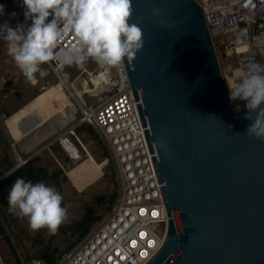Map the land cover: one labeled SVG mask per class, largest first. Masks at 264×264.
I'll return each mask as SVG.
<instances>
[{"label": "water", "instance_id": "obj_1", "mask_svg": "<svg viewBox=\"0 0 264 264\" xmlns=\"http://www.w3.org/2000/svg\"><path fill=\"white\" fill-rule=\"evenodd\" d=\"M132 7L144 46L124 69L167 213L144 264H264V142L244 134L246 108L231 107L201 5Z\"/></svg>", "mask_w": 264, "mask_h": 264}, {"label": "built area", "instance_id": "obj_2", "mask_svg": "<svg viewBox=\"0 0 264 264\" xmlns=\"http://www.w3.org/2000/svg\"><path fill=\"white\" fill-rule=\"evenodd\" d=\"M197 1L214 46H219L226 59L232 61L234 78L237 79V69L242 79L249 64H264V0ZM0 4L5 5L0 24L8 21L14 28L31 23L24 20L21 0H0ZM72 39L69 36L61 46L67 47ZM8 50L12 53L9 46ZM93 63L96 71L83 69L87 78L75 92L76 111L78 122L89 124L109 152L115 169V197L111 206L54 264H144L160 244L148 256L146 250L164 238L166 209L125 69L121 72ZM43 65L57 72L65 67L57 61ZM88 81L94 85L92 88L87 86ZM83 94L89 96L88 101L82 98ZM74 128L70 133L74 134ZM20 262L48 264L40 258L30 262L20 258Z\"/></svg>", "mask_w": 264, "mask_h": 264}, {"label": "clouds", "instance_id": "obj_3", "mask_svg": "<svg viewBox=\"0 0 264 264\" xmlns=\"http://www.w3.org/2000/svg\"><path fill=\"white\" fill-rule=\"evenodd\" d=\"M20 6L24 20L31 23L13 28L4 21L0 24V37L10 47L17 67L33 84L37 73L45 74L41 65L51 61L64 67L81 66L91 59L100 66L123 72L125 58L132 62L144 46L142 29L129 22L132 0H21ZM151 11L155 17L161 16L159 8ZM3 15L5 5L0 4V16ZM175 24L160 21L161 27ZM69 36L72 42L62 47ZM245 73L241 79L237 69L238 80L229 87V100L245 102L244 119L251 123L244 134L264 142V64L251 63ZM63 199L55 187L43 181L17 178L8 192V210L26 218L31 230L47 229L54 235L68 220Z\"/></svg>", "mask_w": 264, "mask_h": 264}, {"label": "rangeland", "instance_id": "obj_4", "mask_svg": "<svg viewBox=\"0 0 264 264\" xmlns=\"http://www.w3.org/2000/svg\"><path fill=\"white\" fill-rule=\"evenodd\" d=\"M215 49L227 85V82L233 78L232 61L226 59L219 46L216 45ZM41 69L45 74L37 73L36 83H31L17 67L13 54L8 50L7 42L0 38V179L34 156L39 157L35 162L36 165L46 166L50 170L60 168L63 176H60L57 182L50 180L44 183L55 187L62 194L63 203L68 207V219L77 220L87 206L97 205L98 195L107 198L115 192V169L103 141L87 130L80 129L84 124L78 122V111H76V119L71 120L28 152H22L17 147L10 126L16 119L21 118L52 95L59 84L63 93L76 107L75 88L79 90L87 78L83 69L96 71L97 67L93 60L89 59L81 66H65L60 72L51 69L48 65H41ZM65 74L67 79L64 78ZM233 79L237 83L238 78ZM87 86L92 88L94 85L88 81ZM227 94L229 98L228 89ZM82 98L85 101L89 100V96L85 94ZM230 104L234 110L245 107L243 101H230ZM58 108L49 111L41 108V110L47 116H51ZM72 126H75L74 134L70 133ZM64 136L69 137L79 149L81 158L77 161H72L62 147L59 139ZM64 176L66 178H63ZM12 184L0 188V264H21L20 258L38 257L42 248L48 243L57 247V254H61L75 236L70 232H61L60 229L54 235L47 229L33 231L29 228L26 218L21 219L10 213L7 197ZM105 204L96 206L95 214H101Z\"/></svg>", "mask_w": 264, "mask_h": 264}, {"label": "bare ground", "instance_id": "obj_5", "mask_svg": "<svg viewBox=\"0 0 264 264\" xmlns=\"http://www.w3.org/2000/svg\"><path fill=\"white\" fill-rule=\"evenodd\" d=\"M233 78L227 82L226 87L228 92L229 87H233L236 84ZM96 79H98V77ZM93 80H95V78H93ZM75 89V91H78L77 88ZM56 107L59 108L51 116H47L45 112L41 110V108H43L49 111ZM75 115L76 107H74L73 102L63 93L61 85L59 84L56 86V90L52 95L38 103L21 118L16 119L10 126V130L12 135H14V139L16 141L23 139V141L26 142V149L30 151L54 132L68 124L75 118ZM61 145L72 161H77L81 158L79 149L69 137H62ZM159 244L160 243H157L154 248L146 250L147 256L153 249L155 250Z\"/></svg>", "mask_w": 264, "mask_h": 264}, {"label": "trees", "instance_id": "obj_6", "mask_svg": "<svg viewBox=\"0 0 264 264\" xmlns=\"http://www.w3.org/2000/svg\"><path fill=\"white\" fill-rule=\"evenodd\" d=\"M4 112L5 111H3V113ZM80 129L87 130L90 134H94V136L98 138V135L96 134L95 130L89 124H84L80 126ZM38 158L39 157L34 156L26 160L23 164L19 165L18 167L13 169L10 173H8L3 178H1L0 188L10 186L12 184V181L16 180L17 178H24L26 181L31 180L35 183L39 181L46 182L50 180L57 182L58 178L60 176H63V172L60 168L50 170L46 166L36 165L35 162ZM9 166H11V164ZM63 178L66 177L64 176ZM114 197H115V192H113V194L109 195L107 198L103 195H98L96 197V201H97L96 206H100L102 203H106L104 206V210H106L111 206ZM96 206L93 205L87 206L80 219L77 220L68 219L64 224H62L59 227L61 232H70V234L75 236L73 241L69 243L66 250L72 247V245L87 232V230L92 225V223L100 217V214H95L97 209ZM57 251H58L57 247L52 246L51 243H48L47 245H45V247L42 248L38 257L29 259L25 256L24 260L30 262L35 258H40L46 261L48 264H54L58 259V257L60 256V254H57Z\"/></svg>", "mask_w": 264, "mask_h": 264}, {"label": "snow or ice", "instance_id": "obj_7", "mask_svg": "<svg viewBox=\"0 0 264 264\" xmlns=\"http://www.w3.org/2000/svg\"><path fill=\"white\" fill-rule=\"evenodd\" d=\"M155 215V214H154ZM144 234L141 233V236H143ZM151 243V242H150ZM133 244H135V242H133ZM141 255H145V253H141Z\"/></svg>", "mask_w": 264, "mask_h": 264}]
</instances>
